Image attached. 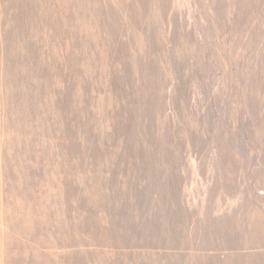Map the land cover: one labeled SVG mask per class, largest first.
<instances>
[{
  "label": "rangeland",
  "instance_id": "obj_1",
  "mask_svg": "<svg viewBox=\"0 0 264 264\" xmlns=\"http://www.w3.org/2000/svg\"><path fill=\"white\" fill-rule=\"evenodd\" d=\"M69 3L0 0V220L22 179L117 264H264V0Z\"/></svg>",
  "mask_w": 264,
  "mask_h": 264
},
{
  "label": "bare ground",
  "instance_id": "obj_2",
  "mask_svg": "<svg viewBox=\"0 0 264 264\" xmlns=\"http://www.w3.org/2000/svg\"><path fill=\"white\" fill-rule=\"evenodd\" d=\"M48 3L53 7L51 12L55 18L59 13L69 15V0H48ZM23 182L19 180L14 196L1 214L0 264H71L74 257L85 264H117L113 254L85 250L89 247L106 249L111 246L109 241L104 242L97 237L108 233L107 227L101 226L98 220L94 225L75 215L71 220L67 212L53 210L41 196L32 197L21 193ZM256 223L248 221L244 223L243 229L248 234H254L259 230Z\"/></svg>",
  "mask_w": 264,
  "mask_h": 264
}]
</instances>
